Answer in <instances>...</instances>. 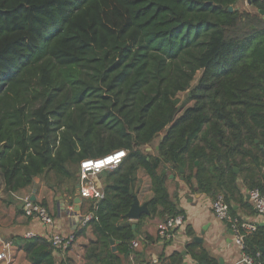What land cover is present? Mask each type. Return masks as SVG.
I'll return each mask as SVG.
<instances>
[{"label":"trees","instance_id":"1","mask_svg":"<svg viewBox=\"0 0 264 264\" xmlns=\"http://www.w3.org/2000/svg\"><path fill=\"white\" fill-rule=\"evenodd\" d=\"M238 1L0 0L4 189L27 187L48 172L58 182L78 180L81 160L126 150L117 166L100 172L103 197L82 227L95 235L84 264H123L130 253L139 259L131 246L139 222L184 214L168 191L175 170L190 188L212 199L221 194L233 216L240 173L248 189L264 195V0H251L252 10ZM184 91L191 104L179 106ZM139 170L153 195L149 213L130 222L129 190ZM11 240L31 264H57L46 237ZM142 240L153 238L145 232ZM196 246L186 244L196 264H218ZM242 250L259 253L264 264V224L245 234ZM182 257L175 251L167 264Z\"/></svg>","mask_w":264,"mask_h":264},{"label":"crops","instance_id":"2","mask_svg":"<svg viewBox=\"0 0 264 264\" xmlns=\"http://www.w3.org/2000/svg\"><path fill=\"white\" fill-rule=\"evenodd\" d=\"M238 6L240 9H253L247 0H239ZM183 173H185V169ZM174 175L175 173L169 175L168 191L170 194L175 193L173 200L184 212V225L175 229L170 239L158 240V226L164 220L157 216L142 219L138 224L140 246L136 248L137 251L135 250L140 255L139 259H135V254L130 253L124 259L123 264H140V260L147 261V264H167L169 256L175 251L183 255L181 264H196L186 250V244L189 242L197 244L196 251L202 247L206 248L217 259L222 257L227 264H245L241 258V251L233 243L230 227L212 214L210 210L212 198L206 193L186 185L180 178L182 175L175 177ZM258 175L260 179L263 178L262 174ZM236 184L239 192L231 200L234 214L244 222L255 225L264 224V215L255 213L247 197L249 189L243 184L241 173L236 179ZM75 187L77 189V185ZM67 188V186L64 187L63 193H57L53 183L38 175L33 177L29 186L16 191H6L0 175V252L4 251L5 254V257L0 259V264H31L25 251L12 242V236H26L27 233H30L31 235L47 237L51 230L68 234L79 229L81 231L75 236V241L70 247L63 252L56 251L54 254L57 264L85 263L86 246L89 241L95 238V235L90 225L82 228L83 226L78 222V217L88 210L89 200L80 199L79 205L75 207L73 199L72 203L69 202L70 197L66 194ZM134 193L139 205H142L153 195L148 176L142 170L137 172ZM25 195L33 196L34 200L45 202V206L54 219L52 229L46 228L37 219L23 214L21 205ZM71 204L75 212L69 213L68 207ZM246 204L250 207L247 208ZM143 213L145 212H142L138 218H130L127 215L125 218L130 222H135ZM120 220L123 221V218ZM186 226L192 228L193 235L189 236L185 233ZM145 232L153 238L149 243H144L142 240V235ZM195 236L200 239L193 240Z\"/></svg>","mask_w":264,"mask_h":264},{"label":"built area","instance_id":"3","mask_svg":"<svg viewBox=\"0 0 264 264\" xmlns=\"http://www.w3.org/2000/svg\"><path fill=\"white\" fill-rule=\"evenodd\" d=\"M126 155V150L118 149L99 157H91L83 159L79 162L78 172V195L80 199L89 200V206H95V202L103 197V191L99 189L94 181L101 171L117 166ZM248 198L252 204V208L257 215H264V195L257 188L248 190ZM23 214L27 217L35 218L40 224L46 228L52 229L54 219L47 207L40 201L33 200L30 195H25L21 205ZM212 214L219 220L225 222L230 227L233 234V243L241 251V258L245 264H259V253L255 257L247 255L243 252V244L245 234L255 230V224L242 221L238 216L230 213L229 205L221 194L215 196L210 204ZM69 213L75 212L72 204L68 207ZM95 218L94 213L88 210L78 217L80 225H85ZM184 214L170 216L158 226V236L160 239H170L175 229L184 225ZM26 236H33L27 233ZM54 249L58 252L67 250L75 241L74 231L68 234H62L51 230L46 237ZM139 242L133 240L132 247H138ZM5 257L4 251L0 252V259ZM264 261V259H263Z\"/></svg>","mask_w":264,"mask_h":264},{"label":"rangeland","instance_id":"4","mask_svg":"<svg viewBox=\"0 0 264 264\" xmlns=\"http://www.w3.org/2000/svg\"><path fill=\"white\" fill-rule=\"evenodd\" d=\"M240 5H241V3H240ZM199 75H200V71H197L196 74H195L194 79L191 81V84L192 85L196 82V80H197V78H198ZM178 99H179V103H178L179 106H182V105L186 106V105H190L191 104V101H186L187 100V91L180 92L178 94ZM157 140H158V138H156L153 141V143L156 144L157 143ZM147 147H150V146H147ZM237 170H238V168H237ZM185 172L187 173V170H185ZM174 173L175 174H178V172L176 170L174 171ZM77 175H78V173H76V176ZM41 176L43 178L48 179L49 182L53 183V186H56V190L55 191L57 193H63L64 187L67 186L68 187V190H67V193H66L67 196L70 197V198H72V197H74L76 195V187H75V185H77L76 183H77L78 180H73L72 179V180H69V181H65L64 180V181L58 182L59 180H58L57 176H55L54 173H51V172H48V173L43 174ZM94 181L96 182V184L99 187V189L102 190V188H103V184H102V181H103V173H100L97 176H95ZM57 183H59V184H57Z\"/></svg>","mask_w":264,"mask_h":264},{"label":"water","instance_id":"5","mask_svg":"<svg viewBox=\"0 0 264 264\" xmlns=\"http://www.w3.org/2000/svg\"><path fill=\"white\" fill-rule=\"evenodd\" d=\"M247 2H248V3H251V0H247ZM228 9H229V10H233V7H232V6H229ZM259 13H260V14H263V16H264V10H259ZM162 137H163V136H161V138H162ZM256 141H257V140H256ZM156 148H157V146H156ZM146 149H147V150H150V147H147ZM178 169H179V172H180L181 174L184 172V168H183L182 166L178 165ZM234 171L237 172V171H238L237 168H235ZM180 178H182V176H181ZM78 188H79V187H78V184H77L76 195L73 197V203H74V206H75V207H77V206L79 205V202H80V197H79V195H78ZM129 191H130V193H131L132 196H133V201H132L131 206H130L128 212L126 213V215L129 216L130 218H138L139 215H140L142 212H145L146 214L149 213L146 202H144L142 205H139V204H138V201H137V199H136V195H135V193H134V191H133V188L130 187V190H129ZM247 197H248V196H247ZM31 198L34 200V197H33V196H32ZM73 209H74V208H73ZM131 227H132V229L134 230V229H135V224L133 223V224L131 225ZM134 232H135V231H134ZM199 239H200V238L197 237V236L193 237V240H199ZM111 242H112V241H111ZM218 264H227V263L224 262V260H223L222 257H218Z\"/></svg>","mask_w":264,"mask_h":264}]
</instances>
